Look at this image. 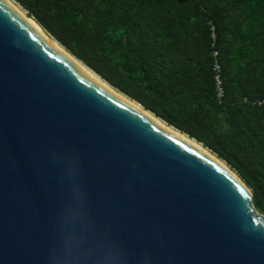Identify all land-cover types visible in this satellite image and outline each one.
Returning <instances> with one entry per match:
<instances>
[{
    "label": "water",
    "instance_id": "1",
    "mask_svg": "<svg viewBox=\"0 0 264 264\" xmlns=\"http://www.w3.org/2000/svg\"><path fill=\"white\" fill-rule=\"evenodd\" d=\"M0 264H264V214L0 0Z\"/></svg>",
    "mask_w": 264,
    "mask_h": 264
},
{
    "label": "trees",
    "instance_id": "2",
    "mask_svg": "<svg viewBox=\"0 0 264 264\" xmlns=\"http://www.w3.org/2000/svg\"><path fill=\"white\" fill-rule=\"evenodd\" d=\"M13 1L111 87L202 143L264 214V0Z\"/></svg>",
    "mask_w": 264,
    "mask_h": 264
},
{
    "label": "bare ground",
    "instance_id": "3",
    "mask_svg": "<svg viewBox=\"0 0 264 264\" xmlns=\"http://www.w3.org/2000/svg\"><path fill=\"white\" fill-rule=\"evenodd\" d=\"M7 1L16 11H18L23 18L36 30L38 31L45 39H47L49 42H51L53 45H55L58 49H60L63 53L66 54L67 57H69L72 61H74L77 65H79L83 70H85L94 80H96L99 84H101L103 87H105L107 90L112 92L113 94L117 95L136 109H139L144 114H146L148 117L153 119L158 125H160L163 129L166 131L173 133L180 138L184 139L185 141L189 142L190 144L194 145L195 148L200 150L201 152L208 155L210 158H212L214 161H216L218 164H220L221 167H223L226 171H229L233 176H235V173L231 171L229 167H227L220 159L216 157L212 152H210L208 149L203 147L202 143H199L194 138L189 137L187 134L183 132H179L178 130L168 126L164 121L157 118L152 112L147 111L142 105H140L138 102H134L127 96L120 93L118 90L111 87L107 82H105L102 78L97 76L93 71H91L83 62H81L79 59H77L73 54L66 49L60 42H58L47 30H45L40 23L30 15H27L26 12H24V9L22 10L18 3L14 2L13 0H5Z\"/></svg>",
    "mask_w": 264,
    "mask_h": 264
},
{
    "label": "built area",
    "instance_id": "4",
    "mask_svg": "<svg viewBox=\"0 0 264 264\" xmlns=\"http://www.w3.org/2000/svg\"><path fill=\"white\" fill-rule=\"evenodd\" d=\"M214 56H215V67L214 71L216 72V85H217V97L221 98L223 96V90L221 87V79H220V65L217 63V57H218V51L215 49L214 51Z\"/></svg>",
    "mask_w": 264,
    "mask_h": 264
},
{
    "label": "rangeland",
    "instance_id": "5",
    "mask_svg": "<svg viewBox=\"0 0 264 264\" xmlns=\"http://www.w3.org/2000/svg\"><path fill=\"white\" fill-rule=\"evenodd\" d=\"M14 2H16V1H14ZM17 3V2H16ZM19 4V3H18ZM19 6H21L20 4H19ZM21 9L23 8L22 6L20 7ZM23 10V9H22ZM24 12H26V14H27V11L24 9ZM28 15V14H27ZM57 40V39H56ZM200 143V142H199Z\"/></svg>",
    "mask_w": 264,
    "mask_h": 264
}]
</instances>
